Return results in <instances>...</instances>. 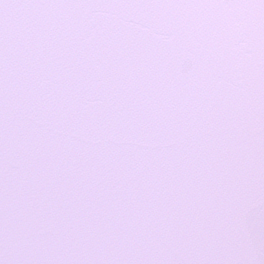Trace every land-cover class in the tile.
<instances>
[{
	"label": "snow or ice",
	"instance_id": "6c2138e0",
	"mask_svg": "<svg viewBox=\"0 0 264 264\" xmlns=\"http://www.w3.org/2000/svg\"><path fill=\"white\" fill-rule=\"evenodd\" d=\"M0 264H264V0H0Z\"/></svg>",
	"mask_w": 264,
	"mask_h": 264
}]
</instances>
